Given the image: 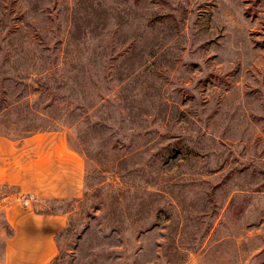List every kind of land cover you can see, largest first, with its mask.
<instances>
[{
    "label": "rangeland",
    "instance_id": "374dc122",
    "mask_svg": "<svg viewBox=\"0 0 264 264\" xmlns=\"http://www.w3.org/2000/svg\"><path fill=\"white\" fill-rule=\"evenodd\" d=\"M7 140L81 187L0 182V253L29 230L48 264H264V0H0L1 167Z\"/></svg>",
    "mask_w": 264,
    "mask_h": 264
},
{
    "label": "crops",
    "instance_id": "0c3cea01",
    "mask_svg": "<svg viewBox=\"0 0 264 264\" xmlns=\"http://www.w3.org/2000/svg\"><path fill=\"white\" fill-rule=\"evenodd\" d=\"M9 151L7 157H1L5 161L6 167L0 166V182L8 183L17 187L21 192L36 194L48 197H63L64 195H76L81 187V176L76 168L68 170L64 176L56 172H50L44 178H39L36 171H29L24 168L23 154L22 159L17 154L16 143L9 141ZM47 154H39L38 159H51L54 163L61 164L66 162L68 156L78 161V155L66 147H61ZM36 159L31 155L27 161ZM67 175V176H66ZM68 181L70 187L65 184ZM45 182V184H44ZM27 237L31 239V244L24 245L18 239ZM16 241L6 245L0 253V264H48L49 256L56 251L55 235L38 231H16ZM34 240H39L34 242Z\"/></svg>",
    "mask_w": 264,
    "mask_h": 264
}]
</instances>
